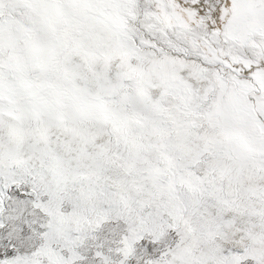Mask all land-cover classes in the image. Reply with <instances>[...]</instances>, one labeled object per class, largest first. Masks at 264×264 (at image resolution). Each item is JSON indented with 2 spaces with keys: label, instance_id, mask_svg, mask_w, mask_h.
I'll use <instances>...</instances> for the list:
<instances>
[{
  "label": "snow or ice",
  "instance_id": "6c2138e0",
  "mask_svg": "<svg viewBox=\"0 0 264 264\" xmlns=\"http://www.w3.org/2000/svg\"><path fill=\"white\" fill-rule=\"evenodd\" d=\"M0 264H264V0H0Z\"/></svg>",
  "mask_w": 264,
  "mask_h": 264
}]
</instances>
